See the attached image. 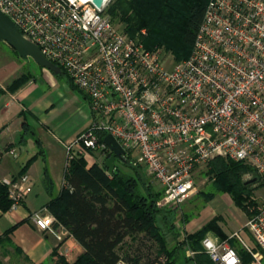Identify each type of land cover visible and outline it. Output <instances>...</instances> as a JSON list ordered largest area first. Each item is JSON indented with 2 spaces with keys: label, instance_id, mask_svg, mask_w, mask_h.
Wrapping results in <instances>:
<instances>
[{
  "label": "built area",
  "instance_id": "2783aa9c",
  "mask_svg": "<svg viewBox=\"0 0 264 264\" xmlns=\"http://www.w3.org/2000/svg\"><path fill=\"white\" fill-rule=\"evenodd\" d=\"M110 2L0 0L22 35L65 70L98 115L65 143L66 170L88 150L109 148L100 134L111 133L159 182L161 207L183 205L197 173L215 157L244 161L264 181V0H209L190 56L172 65L163 48L147 49L116 25ZM0 183L8 186L11 208L33 190L27 172ZM252 200L244 226L264 251V199ZM31 216L64 239V225L46 206ZM231 237L258 257L237 231ZM203 245L214 264H245L228 239L207 235ZM116 264L132 263L120 257Z\"/></svg>",
  "mask_w": 264,
  "mask_h": 264
},
{
  "label": "trees",
  "instance_id": "16d2710c",
  "mask_svg": "<svg viewBox=\"0 0 264 264\" xmlns=\"http://www.w3.org/2000/svg\"><path fill=\"white\" fill-rule=\"evenodd\" d=\"M208 2L209 0H116L107 8V12L113 17L119 16L126 24V33L141 39L147 49L164 46L179 59L176 61H181L192 52ZM143 29H146V34L142 33ZM61 72L66 73L63 68ZM30 78L22 74L13 81L10 90H16ZM69 81L73 88L79 89L87 97L70 77ZM27 133L31 134L33 131L26 126L23 139ZM105 135L106 133H101L100 139L104 140ZM36 141L40 147L39 152H44L40 138ZM103 152L106 153V161L111 151L106 148ZM37 156L35 154L30 157L14 177L26 173ZM129 158L130 155L117 158L112 173H109L105 161L94 162L90 166L84 156L71 161L63 187L51 198L47 208L82 244L84 251L73 263L64 257L60 260L65 264H116L120 258L118 250L126 238L144 233L156 241L160 255L166 254L167 260L160 264H181L178 259L180 256L186 257L183 252L187 245L197 253L194 257H186L184 264H214L203 251L201 241L209 230L227 236L219 224L221 216L214 217L194 232L179 238L175 210L170 207L161 209L157 205L163 189L154 190L140 174H127L118 169L117 160L127 161ZM208 165V173L215 178L212 183L213 194L227 192L238 207L244 208L245 195L251 191L250 183L243 176L250 171L256 172L255 169L244 161L226 157H215ZM11 205L8 186L0 183V210L7 211ZM185 216L184 220L187 221L189 218ZM14 228L0 236V244L8 241L6 236ZM167 232L173 233L171 239ZM173 239L176 240L175 244L170 246ZM16 249L19 250L17 246ZM242 253L244 251L240 254ZM126 259L132 264L140 262L138 256L127 255Z\"/></svg>",
  "mask_w": 264,
  "mask_h": 264
},
{
  "label": "crops",
  "instance_id": "0c3cea01",
  "mask_svg": "<svg viewBox=\"0 0 264 264\" xmlns=\"http://www.w3.org/2000/svg\"><path fill=\"white\" fill-rule=\"evenodd\" d=\"M0 65H2L0 63ZM0 67V179L16 176L25 162L35 154L37 158L30 164L27 173L33 179V190L16 208L7 211L0 210V236L15 227L7 234V242L2 248L13 249L17 246L32 264H60L61 257L68 262L74 261L84 251L82 244L65 227L61 230L64 239L59 240L52 233L40 229L32 218V213L42 207H47L51 198L59 193L65 183L66 149L65 143L71 141L83 130L88 128L98 115H92L88 98L84 94V101L89 108L85 110L84 119L76 130H61V125L52 118L56 111L54 102L48 98L46 89L38 91L37 76L31 77L16 90H10V85L22 74L14 73L13 68ZM42 74H52L50 69L43 68ZM51 78V77H50ZM49 78V79H50ZM33 133H27L23 139L24 127ZM58 126L59 134L55 133ZM49 131L50 133L48 134ZM29 135L33 136L30 137ZM37 138H40L44 152L40 153ZM15 150L16 154L10 151ZM106 153L101 150H88L84 157L87 165L94 162L103 163ZM47 170V173H46ZM185 222V220H184ZM179 224L175 220V225ZM180 226V224H179ZM178 229V226L176 225ZM183 230L185 227L182 228ZM179 237L181 238V230ZM192 233L194 231H187ZM168 235V232H167ZM208 235L219 237L216 233ZM207 235H205L206 237ZM204 237V238H205ZM203 238V239H204ZM201 241L203 251L209 255ZM244 241V240H243ZM242 243V242H241ZM175 241L170 242V246ZM187 257H194L196 250L187 245L184 248Z\"/></svg>",
  "mask_w": 264,
  "mask_h": 264
},
{
  "label": "rangeland",
  "instance_id": "374dc122",
  "mask_svg": "<svg viewBox=\"0 0 264 264\" xmlns=\"http://www.w3.org/2000/svg\"><path fill=\"white\" fill-rule=\"evenodd\" d=\"M115 1L116 0H111L108 6L110 7ZM110 17L120 29L125 31L126 24L120 19L119 16L113 17L110 15ZM143 30H145L144 34H146V29ZM160 47L164 49L163 55L169 65H172L174 62H176V60H179L175 57L172 51L166 49L164 46ZM0 63L2 64L0 65V67H3L2 69H15L14 73H17V75L23 73L30 77H38L36 81L38 91L42 92L44 89H46L48 98L55 103L54 108L56 113L52 118L55 119L57 124L61 125V130H76V127H78L79 123H82L85 110H89V108L86 106L84 101V94L79 89L72 87L69 77L66 73H55L50 70L52 74H49V78L51 77L49 79L47 75L42 74V69L45 67L39 65L31 56H20L19 53L9 43L2 39H0ZM91 112L92 115H95L92 109ZM53 128L56 130L55 133L59 134L60 130L58 131V126ZM47 132L48 134L50 133L49 131ZM29 136L33 137L31 135ZM92 150L98 149L96 148ZM139 159L140 158L137 153L133 156L130 155L129 160L127 161L121 159L117 160V167L123 173L133 175L140 174L146 184L151 185L154 190H160L162 187L159 182L155 180L150 174H148ZM208 166L209 165L197 173L195 190L183 203V205L176 208L171 207V209H174L177 214L176 220L180 224V226L179 224H176L178 229L185 227L184 230L189 232L195 231L203 224L220 215L221 219L219 220V224L226 232L227 236L225 237L223 235H219L213 230H209L206 235H208L209 232H213L219 235L220 240L228 239L231 245L236 247L238 250L240 249V253L244 251V253L241 255L245 264H260V261L264 262V251L254 240L250 229L244 226L251 214L249 204L251 201L253 203L252 197L255 196L259 200L264 199V181L254 171L244 174L243 179L249 180L253 177H256V181L250 183L249 188L251 192L245 195L246 199L244 200V208H240L233 202L231 195L227 192H217L213 194L214 189L212 183L215 178L208 173ZM159 207L161 209L168 208L166 206ZM185 215H187V218H189L187 221L185 220L186 222H184V217H186ZM234 231H237L245 243H247L252 250L258 253L257 258L259 259L253 257V255L242 245V240L240 238H229ZM167 236L171 239L173 237V233L168 232ZM173 241L176 240L173 239ZM6 242L7 241H4L2 244H0V264H32L25 257L23 252L20 251V249H16V246H14L13 249L8 247L2 248V245ZM118 251L120 253V257L123 258H126L127 255L140 257L139 264H160L165 263L167 260L166 254L160 255L159 247L156 241L144 233L126 238L125 242L122 243ZM183 253L186 255L185 252ZM163 258L165 259L164 261ZM185 258L180 256L178 260L181 262V264H184ZM76 260L77 258L70 263H73ZM44 264L50 263L47 262ZM60 264H65L62 259Z\"/></svg>",
  "mask_w": 264,
  "mask_h": 264
},
{
  "label": "water",
  "instance_id": "95a60500",
  "mask_svg": "<svg viewBox=\"0 0 264 264\" xmlns=\"http://www.w3.org/2000/svg\"><path fill=\"white\" fill-rule=\"evenodd\" d=\"M98 6H102L103 0H94ZM0 39L9 43L22 57L31 56L39 65L48 68L55 73L62 71L61 67L49 60L38 44L25 38L15 21L0 8ZM104 142L111 151V155L106 159L105 166L109 173H112L116 167V159L125 156L126 150L111 133H107ZM256 181V177L249 179L248 183Z\"/></svg>",
  "mask_w": 264,
  "mask_h": 264
}]
</instances>
